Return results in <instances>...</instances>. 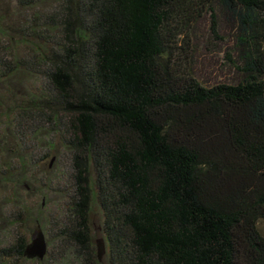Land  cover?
I'll use <instances>...</instances> for the list:
<instances>
[{"label": "trees", "instance_id": "trees-1", "mask_svg": "<svg viewBox=\"0 0 264 264\" xmlns=\"http://www.w3.org/2000/svg\"><path fill=\"white\" fill-rule=\"evenodd\" d=\"M19 6L17 23L0 11V32L17 38L0 44V78L30 92L0 99V151L26 168L44 130L72 155L58 243L75 252L51 264H264V0ZM29 181L16 184L31 192ZM26 246L1 250L0 264L28 260Z\"/></svg>", "mask_w": 264, "mask_h": 264}, {"label": "rangeland", "instance_id": "rangeland-1", "mask_svg": "<svg viewBox=\"0 0 264 264\" xmlns=\"http://www.w3.org/2000/svg\"><path fill=\"white\" fill-rule=\"evenodd\" d=\"M21 0H0V11L13 16V22L19 21V14L15 13L19 8ZM1 26H3L1 24ZM2 28V27H1ZM207 29V27H206ZM205 29V31H206ZM15 34V33H13ZM12 33L4 34L0 32V44L4 41H13L17 38ZM220 44L219 42L217 43ZM224 47V45H222ZM4 56V55H3ZM2 57V56H1ZM207 57L213 59V66L208 70L213 71V77L221 79L224 75L218 71L217 66L222 62V53L212 52ZM3 58H10L6 57ZM215 62H218L217 66ZM219 67V66H218ZM19 75L15 74L9 79L0 78V99L8 100V96L15 90L17 97H21L25 92H30L29 88H24L22 82H18ZM36 79V78H34ZM34 86H42L45 83L39 80H33ZM28 86L29 84H25ZM21 91H17V90ZM11 97H14L12 95ZM31 96L29 98H32ZM13 99V98H12ZM20 99H17L19 101ZM23 98L21 101H24ZM4 126V123H3ZM1 132V131H0ZM45 134L44 130L41 133ZM40 135L39 140L30 146L28 151L31 156L28 158L35 161L28 167H22L16 161L12 153L0 151V176L7 181L0 180V251L11 248L21 242L28 245L31 242V236L37 225L40 226L48 246L47 258L41 264H51L56 261L57 256L64 251L65 254L71 255L75 252L74 245L65 246L61 251L59 247L60 235L58 230L64 228V224L68 223L70 215V198L74 195V171L72 166V155L66 151L60 141L57 139L53 144L46 141L45 135ZM47 136V135H46ZM51 138V137H50ZM6 143V142H5ZM51 167H49L51 161ZM28 161V159H27ZM8 167V168H7ZM25 169V174L23 170ZM28 178L32 191L25 189V184L17 185L16 181L20 178ZM12 181V182H11ZM27 184V183H26ZM17 199V201H16ZM90 220V246L98 249V241L103 242L104 254L107 253L108 247L102 232L103 214L93 200L92 209L89 215ZM69 224V223H68ZM68 224L65 225L68 226ZM103 256L101 257V259ZM104 260V259H103ZM11 262L13 259L10 260ZM18 264H40L38 261L20 260Z\"/></svg>", "mask_w": 264, "mask_h": 264}, {"label": "water", "instance_id": "water-1", "mask_svg": "<svg viewBox=\"0 0 264 264\" xmlns=\"http://www.w3.org/2000/svg\"><path fill=\"white\" fill-rule=\"evenodd\" d=\"M54 160L51 161V165ZM50 165V166H51ZM48 247L45 236L39 226L34 230L31 236V242L26 246L24 251V257L28 260L43 261L47 255ZM104 254V246L102 241H98V257Z\"/></svg>", "mask_w": 264, "mask_h": 264}]
</instances>
